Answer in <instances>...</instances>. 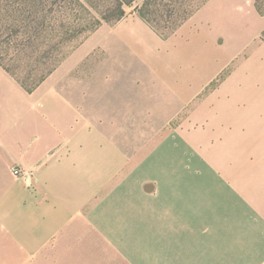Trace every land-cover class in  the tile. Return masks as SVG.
Masks as SVG:
<instances>
[{"label":"rangeland","instance_id":"obj_1","mask_svg":"<svg viewBox=\"0 0 264 264\" xmlns=\"http://www.w3.org/2000/svg\"><path fill=\"white\" fill-rule=\"evenodd\" d=\"M41 1L43 7L36 6L42 8L34 13L25 0H0L2 62L29 83L49 65L52 68L38 86L27 91L0 65L1 89L9 88L12 94L13 86L23 94L15 103H0H6L8 108L25 106L32 110L31 121L18 117L2 136L6 135L10 142L13 134L19 135L25 128L28 135L48 145L59 142L60 134L55 132L83 130L95 134L96 148L100 145L107 149L109 143L113 146L111 152H96L99 161L96 171H92L95 180L85 187H95L89 205L70 227L60 236L52 235L45 245H36L30 232L24 241L15 237V230L8 227L7 212L0 209V264H127L125 258L136 254L137 234L135 209L128 200L154 196L157 182L172 179L169 171L175 166L190 165L191 180L200 181L202 177L209 184L219 183L221 174L231 181L233 171L256 166L247 175L254 181H264V0H206L164 36L139 17L137 9L142 0H138L125 7L126 14L117 22L102 21L94 30L76 34L61 45L57 42L60 25L72 29L77 21L81 25L83 18L90 20L100 13L89 5L86 10L87 4L82 0ZM181 1L186 5L197 2ZM50 8L47 14L45 10ZM34 17L44 25L35 28ZM140 25L151 32L157 46L138 41ZM8 28L10 34H6ZM5 38H9L8 42ZM31 39L39 50L57 42L58 54L36 66L27 48L22 50ZM183 68L207 70L212 75L208 85L186 103L175 98L180 87L172 91L177 85L174 77L181 75ZM13 96L16 98L17 94ZM104 99L111 100L110 108L103 107ZM206 101L209 106H203ZM214 112L217 113L212 115ZM204 117L208 119L204 124L208 138L202 152L194 133L189 138V152H136L138 147L149 145L164 149L163 141L158 145L152 141L162 139L166 133H186L185 128L194 132ZM4 120L5 117L0 118V126ZM219 133H237L241 138L233 147H227L215 138L221 136ZM61 145L47 147L46 158H54ZM10 152H0L4 154L0 158V208L6 203L8 191L1 188L2 184L6 187L17 182L32 193L37 190L34 182L29 185L32 172L21 163L9 165L11 177L4 172L2 159L10 158ZM108 158L111 172L104 167L108 166ZM74 159L78 161L77 157ZM201 164L205 174L195 170ZM138 166L143 167L141 180L135 172ZM13 168L19 173H14ZM136 178L140 183L134 186L131 181ZM126 180L130 188L125 194Z\"/></svg>","mask_w":264,"mask_h":264},{"label":"crops","instance_id":"obj_2","mask_svg":"<svg viewBox=\"0 0 264 264\" xmlns=\"http://www.w3.org/2000/svg\"><path fill=\"white\" fill-rule=\"evenodd\" d=\"M142 26L140 25V33L136 32L138 41L155 46L157 42L151 32ZM125 33L130 34L129 30ZM181 73L175 75L173 81L177 85H174L172 91L175 92L176 87H180L175 98L185 103L212 79L210 78L212 75L202 69L192 71L183 68ZM7 82L9 83L8 80ZM1 87L0 101L4 100L7 104L9 101L15 103L23 95L16 87L12 86L14 89L12 94L8 91L9 88ZM15 93L16 98L13 96ZM97 99L100 102L101 96ZM207 102L203 106H209ZM6 103H0V118L5 117L4 123L0 126V152L11 151V156L2 159L3 170L10 176L7 170L9 165L21 163L25 169L32 172L29 185L33 186L34 182L37 190L32 193L17 182L8 183L6 187L2 184L1 188H8V191L6 203L3 202L0 209L1 212H7L8 227L15 230L13 231L15 237H21L24 241L30 232L29 235L36 241V245H45L52 235L60 236L70 227L82 209L89 205L90 195L94 193L95 187H85L90 181L95 180L92 171H96V161H99L96 159V152H111L113 144L108 142L107 149H101L100 145L96 148L95 134L80 130L66 134L55 132L60 134L59 142L45 145L28 135L25 128L19 135L13 134L9 142L2 133H5L8 127L12 128L13 120L20 116L30 120L32 110L29 111L25 106L8 108ZM111 105V100H103L104 108H110ZM7 117H11L12 120ZM201 120L203 122L200 128L194 132L185 128L186 133L177 135L166 133L162 139L153 140L152 142H157L156 145L163 141L162 150L155 148V145H149L138 147L136 152H189L187 146L192 141L189 138L193 133L199 152H202L203 142L208 138V130H204V124L208 123V119L204 117ZM219 134L221 136L216 135L215 138L224 141L227 147L230 145L233 147L241 138L237 133ZM59 143L62 145L59 152H55L54 158H46L47 147ZM2 157L4 154L0 155V158ZM74 157H77L78 161ZM105 163L108 165L104 166L106 172H111L110 158L105 160ZM161 167L167 168L166 165ZM190 168V165L185 164L175 166L169 171L173 173L172 179L157 182L154 196L137 197L135 202L128 200L129 206L135 209L137 234L136 254L128 255L125 258L126 263L264 264V181L252 180L247 175L251 169L238 168L233 171L231 181L216 172L217 176L220 175V182L209 184L202 181V177L200 181H192ZM142 170L143 167L138 166L135 171L139 174L140 180L143 176ZM195 170L204 173L202 164ZM81 181L83 189L79 187ZM126 182L125 194L130 188L129 180ZM131 183L137 186L140 182L136 178ZM211 189H215V192ZM47 227L51 228L48 232Z\"/></svg>","mask_w":264,"mask_h":264},{"label":"trees","instance_id":"obj_3","mask_svg":"<svg viewBox=\"0 0 264 264\" xmlns=\"http://www.w3.org/2000/svg\"><path fill=\"white\" fill-rule=\"evenodd\" d=\"M80 1V0H76ZM83 3L87 4L85 5V9H88V5L91 6L94 11L99 12L100 16L89 18L85 20L83 18L84 22L80 25L79 22H76V26L74 28H65L63 25L61 26V37L57 38V42H61L60 45L67 40H72L71 37H76L81 33H85V31H92L94 30L102 21L104 22H114L119 19H121L125 14L126 10L125 7L131 6L134 2L138 0H82ZM167 0H142V3L140 7L137 9V14L139 17L144 20L145 23H147L154 31L158 32L159 34H162L163 36L168 34L169 32L175 30L182 22H184L190 15L206 0H197L195 5L189 3L182 2L181 0H173L172 2H166ZM171 1V0H170ZM193 1V0H192ZM35 2V6L32 5V3ZM30 4L31 10H34V13L41 10L43 7L41 0H25V5ZM42 6L40 8H35L36 6ZM192 5V6H190ZM190 6V7H189ZM45 10V9H44ZM52 9L45 10L47 14ZM7 12V9L5 10ZM10 14V13H8ZM85 14V13H84ZM56 15V14H55ZM8 17H11L12 15H6ZM89 17V15H88ZM17 23V18H13ZM76 21V20H75ZM35 28H39L44 23L34 17L33 20ZM72 32V34H70ZM6 34H10L9 28L6 32ZM33 38H36V34H34ZM5 36V35H3ZM9 39V38H8ZM8 39L6 40L8 42ZM33 41V42H32ZM51 44L46 50H39V45L36 44V41L34 39H31V42L29 41V45H26L25 47H22V50L24 48H27L30 58H32L35 62V65L37 66L40 63H43L45 59H50L51 55H54V57L58 54V52H55L56 49V43ZM56 54V55H55ZM38 62V64H37ZM0 65L3 66L5 70H7L9 73H11L13 76H15L16 80L19 82V84L27 91L33 90L36 86H38L44 78L48 75V73L51 72V66L49 65L46 69H44V73H42L38 78L34 79L32 83L27 82L23 78H20V75H17L14 70H12L11 67L7 66L2 62L0 59ZM22 77V76H21Z\"/></svg>","mask_w":264,"mask_h":264},{"label":"built area","instance_id":"obj_4","mask_svg":"<svg viewBox=\"0 0 264 264\" xmlns=\"http://www.w3.org/2000/svg\"><path fill=\"white\" fill-rule=\"evenodd\" d=\"M14 173H19V170L17 168H13Z\"/></svg>","mask_w":264,"mask_h":264}]
</instances>
